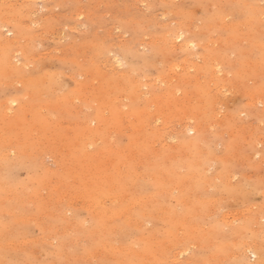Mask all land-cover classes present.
Instances as JSON below:
<instances>
[{
	"label": "rangeland",
	"instance_id": "374dc122",
	"mask_svg": "<svg viewBox=\"0 0 264 264\" xmlns=\"http://www.w3.org/2000/svg\"><path fill=\"white\" fill-rule=\"evenodd\" d=\"M0 264H264V0H0Z\"/></svg>",
	"mask_w": 264,
	"mask_h": 264
},
{
	"label": "bare ground",
	"instance_id": "6f19581e",
	"mask_svg": "<svg viewBox=\"0 0 264 264\" xmlns=\"http://www.w3.org/2000/svg\"><path fill=\"white\" fill-rule=\"evenodd\" d=\"M261 15H262V14H261ZM188 25H189V24H188ZM180 37H181V36H179V38H180ZM13 40H14V39H13ZM166 58H167V57H166ZM14 61H15V60H14ZM103 65H104V64H103ZM260 97H261V96H260ZM260 97H259V98H260ZM253 100H254V99H253ZM247 103H248V102H247ZM15 104H16V103H15ZM11 105H12V104H11ZM12 106H13V105H12ZM12 106H11V107H12ZM11 107H10V108H11ZM42 110H43V109H42ZM6 111H7V110H6ZM8 112H10V111H8ZM2 117H4V116H2ZM214 117H215V116H214ZM216 117H218V116H216ZM248 125H249V124H248ZM250 125H251V124H250ZM250 125H249V126H250ZM195 131H196V130H195ZM193 133H194V132H193ZM188 139H189V138H188ZM213 144H214V143H213ZM124 207H125V206H124ZM122 208H123V207H122ZM146 248H147V247H146ZM249 250H250V249H249ZM94 260H95V259H94Z\"/></svg>",
	"mask_w": 264,
	"mask_h": 264
}]
</instances>
